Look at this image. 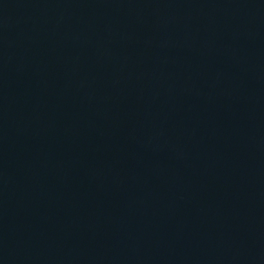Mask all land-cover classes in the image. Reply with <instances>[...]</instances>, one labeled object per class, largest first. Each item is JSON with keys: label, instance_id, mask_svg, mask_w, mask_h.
<instances>
[{"label": "water", "instance_id": "1", "mask_svg": "<svg viewBox=\"0 0 264 264\" xmlns=\"http://www.w3.org/2000/svg\"><path fill=\"white\" fill-rule=\"evenodd\" d=\"M0 264H264V0H0Z\"/></svg>", "mask_w": 264, "mask_h": 264}]
</instances>
